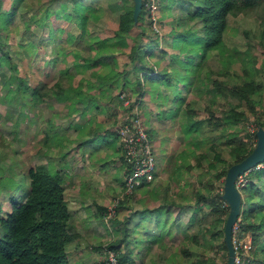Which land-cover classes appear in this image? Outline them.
I'll list each match as a JSON object with an SVG mask.
<instances>
[{
  "label": "crops",
  "instance_id": "1",
  "mask_svg": "<svg viewBox=\"0 0 264 264\" xmlns=\"http://www.w3.org/2000/svg\"><path fill=\"white\" fill-rule=\"evenodd\" d=\"M158 47L177 51L172 48V40L163 37ZM193 57L194 63L200 61ZM88 58L82 53L61 57L66 71L55 74L52 81H60L63 74L67 82L62 86H73L69 95L58 91L35 101L32 92L28 93L24 110L20 111L25 134L22 175L37 163L49 165L62 177L64 200L78 232L66 246L71 264H81L79 258L75 261L71 256L88 252L89 241H96L94 245L99 247L114 243L116 251L135 256L134 264H142L148 254H152L151 264L159 263L156 258L161 257H165L166 264H183L182 249L190 251L194 243L193 229L187 228L193 213L201 207V216L210 208L205 202L197 205L196 192L205 191L211 179L216 190L222 187L223 177L220 181L212 178L225 165L216 154L231 160L230 148L224 144L230 128L213 124L224 107L237 102L220 91L213 97L216 87L212 80L227 78L222 74L223 67L220 71L210 67L213 72L207 75L210 71L206 62L193 71L169 55L151 57L156 65L147 75L165 69L171 81L147 80L140 95L128 83L123 85L122 77L116 76V71L112 73L108 65L91 64ZM50 60L46 58L44 63H52ZM69 67L73 71H67ZM127 75L135 79L133 71ZM53 82L45 83L50 87ZM120 94L138 102L158 165L157 179L144 182L129 194H123L128 163L117 134L127 114ZM244 109L249 117L250 110ZM8 192L3 194L4 199ZM116 198V214L107 218L108 206ZM179 235L185 242L173 245L174 237Z\"/></svg>",
  "mask_w": 264,
  "mask_h": 264
},
{
  "label": "trees",
  "instance_id": "2",
  "mask_svg": "<svg viewBox=\"0 0 264 264\" xmlns=\"http://www.w3.org/2000/svg\"><path fill=\"white\" fill-rule=\"evenodd\" d=\"M6 1L0 0V68L5 65L14 80L12 79V83L8 84V90L2 96L3 102L5 100L11 103L15 98L21 97L25 101L30 91L35 101L37 98L40 99L58 91L69 95L72 85L66 88L60 81L50 87L43 81L31 84L28 77L23 74L22 68L6 47L9 43L6 42L3 32L8 29V22L16 12L14 5L8 9L4 8ZM70 1L71 12L65 10L66 0L61 2L60 11H55L48 3L36 19L37 23L50 24L55 21H64L63 23L72 24L76 22L81 29V34L76 36L71 32L67 41L72 42L76 39L84 41L88 51L81 53L90 57L87 60L91 64L108 65L112 73L116 71V76L122 77L123 85L128 83V86L140 95L143 92V84L147 80L159 79L169 83L171 81L167 78L165 69L160 70V73L147 75L156 65L151 62V57L169 55L180 66L191 67L193 71H197L199 70L197 68L206 62L214 50L218 52L223 67L222 74L227 78L223 81L212 80V85L216 87L212 90L213 97L220 91L223 92L224 97L232 96L237 102L224 107L222 116L216 117V122L213 124L226 129L230 128L224 144L230 148L231 160H223L216 154L217 160L224 161L225 165L212 178L219 180L223 177L222 187L216 190L213 186L214 179H211L207 182L205 191L196 192L197 205L205 202L210 208L200 216L199 212L203 211L199 207L193 213L191 225L187 228L192 227L191 240L197 243L201 240L202 248L191 264H228L229 255L224 227L230 213V205L222 198L224 182L229 168L247 158L255 149L254 141L257 142L254 140L257 134H252L248 130L250 119L244 108L247 107L256 116L260 126L264 127V97L262 96L264 80L259 77L260 73L264 72V0H203L195 9L188 11L178 22L170 26L172 39L167 38L166 34L161 35L154 28V20L147 8V0H142L137 10H135L134 0H117L109 4L111 9L119 12L113 37H95L89 30V22L99 13L92 5L86 4L85 0ZM163 1L165 0H156V3L159 5ZM175 2L176 0H173V3ZM239 14L253 15L259 19L256 31L243 29L247 38V48L240 59L224 40V33L228 28V16ZM136 28L137 32L132 33L131 30ZM59 29L57 27V31ZM161 37L172 40V48L177 51H167L165 48L158 47ZM127 39L132 41L128 48L121 50L115 48L117 46L115 40L126 44ZM252 39H257L258 42L255 44ZM30 40L37 43L47 41V38L40 37L38 41L32 38ZM254 47H259L262 54H255ZM122 53L125 54V58L121 57ZM193 55L200 58L198 63H194ZM237 61L241 63L240 71L232 67V64ZM206 65L210 71L206 73L210 75L213 70H210L211 66L207 62ZM130 70L135 75L134 80L127 77ZM213 103L214 100L211 99V104ZM126 110L128 112L129 108L126 107ZM234 124L235 127L232 126ZM261 163L262 166H255L247 171V182L239 189L242 194L238 217L239 227L235 234L233 233V239L235 237L242 240L249 234L251 247L248 251L241 246L235 248V253L237 252L239 256L237 264H264V160ZM127 165V174H130L132 167ZM25 175L29 179V185L24 199L15 196V189L9 191L10 209L5 214L0 212V264H71L66 246L78 236V232L70 220L68 206L64 200L62 177L49 165L37 163H34ZM3 188L8 187L4 184ZM107 247L116 252L120 264H134L135 256L131 255V252L116 251L114 243ZM212 251L218 261L210 256ZM182 253V261L183 258L191 255L186 247L182 249Z\"/></svg>",
  "mask_w": 264,
  "mask_h": 264
},
{
  "label": "rangeland",
  "instance_id": "3",
  "mask_svg": "<svg viewBox=\"0 0 264 264\" xmlns=\"http://www.w3.org/2000/svg\"><path fill=\"white\" fill-rule=\"evenodd\" d=\"M65 0H7L5 2L4 8L8 9L12 5L15 7V14L12 16L11 21L8 22V29L4 31V36L6 38L7 49L11 53L13 59L18 62L20 68L24 75L30 78L31 82L35 84L37 81H45L46 83L53 82V77L59 76V72L66 71L64 69V61L61 57L64 55L70 58L73 54L80 55L77 51L86 53L88 49L85 47L86 44L82 40H74L68 42L69 33H74L76 36H80L81 29L76 22L72 24L63 23L64 21H55L54 23H37L36 19L41 15L42 11L48 3L52 6L51 8L55 11H60V4ZM117 0H85L86 4L92 5L95 8L97 14L96 17H92L89 22V30L94 34V36H112L113 30L117 27L118 14L113 8L109 7L110 3H115ZM186 1V2H185ZM180 0L177 3H173V0H165L160 2L158 9L155 12L156 17V28L162 34H166L167 38H171L170 26L175 22L180 20L181 16L186 15L190 10L195 9L203 0ZM175 4V5H174ZM173 7V11H172ZM66 11H72V3L70 0H66ZM174 14V15H173ZM259 25V19L256 16H246L244 14H239L237 16H228V28L224 33V39L226 45L234 49L233 52L236 54L237 58H241V54L247 48V38L243 33V29H253L257 30ZM59 27V31H57ZM176 30V29H175ZM132 33L137 32V28L131 30ZM50 35V36H49ZM49 36V37H48ZM40 37L47 38V41H38ZM111 37V38H112ZM38 41L37 43L32 42L30 39ZM113 41V39H110ZM117 42L116 49L121 50L128 48L132 43L130 39H127V43L124 44L120 40H115ZM256 44L257 39H252ZM5 42V43H6ZM74 49V50H73ZM73 50V51H72ZM126 51V50H125ZM255 54L261 55V49L259 47H254ZM209 62H207L212 68L218 70L221 69V63L219 54L216 50L211 54ZM122 58H125V54H121ZM46 58H58L52 63L46 64L44 60ZM206 64V63H205ZM241 63L239 61L232 64L234 68L240 71ZM67 71L73 69L66 68ZM61 82H64L66 78L64 75L60 74ZM259 77L264 80V72H261ZM14 77L10 74L8 68L4 65L0 68V207L2 213H6L11 206L9 195L7 199H4L3 194L9 189L13 191L15 189V196L24 197L27 194L29 179L22 175V171L25 168L20 166L23 161L24 154V123L21 117V112L24 110V99L21 97L15 98L13 102L8 103L3 99L2 96L8 90V84L12 83ZM54 83V82H53ZM264 97V89L263 94ZM251 113V112H250ZM20 119L22 121H20ZM250 123L257 124L259 128V121L255 115L251 113L249 116ZM19 120V122H15ZM4 184L8 188H3ZM18 185V186H17ZM228 202V203H227ZM229 205V201L227 200ZM249 235V234H248ZM250 236V235H249ZM182 236L179 235L174 237L172 244L179 245L182 240ZM85 242V241H84ZM189 242V241H188ZM89 244L91 245L89 247ZM96 241H89L86 243L88 252H85L82 256H71L72 260L79 258L81 264H108L106 261L105 249L108 243H104L102 246H96ZM96 246V249L94 247ZM98 248V249H97ZM191 255L185 257L183 264H191L190 262L196 257V252L201 250V245L197 242L191 243ZM167 254L170 253V248L166 251ZM152 255V254H151ZM151 255L148 254L145 257L142 264H151ZM210 256H213L216 261L217 256L214 251L210 252ZM76 261V260H75ZM159 263L156 264H166V259L156 258ZM224 261V260H223ZM222 263V261L220 260ZM176 263V262H175Z\"/></svg>",
  "mask_w": 264,
  "mask_h": 264
},
{
  "label": "built area",
  "instance_id": "4",
  "mask_svg": "<svg viewBox=\"0 0 264 264\" xmlns=\"http://www.w3.org/2000/svg\"><path fill=\"white\" fill-rule=\"evenodd\" d=\"M147 8L150 11L151 17L154 20V28H156L155 12L157 10L156 0H147ZM122 104L129 108V111L124 116L123 121L117 128V134L122 144V148L125 155V160L132 167V172L126 176L123 194L133 193L135 189L142 185L144 182H153L157 179L158 165L156 161V155L153 150L151 141L149 139L146 128L141 120L137 101L135 98H129L125 94L119 95ZM259 127L253 123L249 126V131L254 134L257 133ZM257 141V138L254 139ZM257 142L254 141V144ZM247 171L239 174L236 177L235 184L238 189L242 188L247 182ZM226 201V200H225ZM118 198L108 206L106 213L107 218H111L116 214ZM227 202V201H226ZM228 203V202H227ZM239 217V216H238ZM233 224L232 228V241L234 249L241 246L245 251L251 247V236L248 234L242 240L234 237L233 233L237 231L239 227V218ZM105 254L108 264H120L117 259L116 252L114 250L105 249ZM239 262V256L235 253V264Z\"/></svg>",
  "mask_w": 264,
  "mask_h": 264
},
{
  "label": "water",
  "instance_id": "5",
  "mask_svg": "<svg viewBox=\"0 0 264 264\" xmlns=\"http://www.w3.org/2000/svg\"><path fill=\"white\" fill-rule=\"evenodd\" d=\"M134 1L136 3L135 10H137L142 4V0ZM256 134L257 143L253 152L244 160L233 164L229 168L225 179L223 198L226 201L228 200L230 205V213L224 227L229 255L228 264H235V249L232 241V228L234 222L239 216L240 201L242 198L241 191L235 184L236 177L239 174L257 166L264 160V127L259 128Z\"/></svg>",
  "mask_w": 264,
  "mask_h": 264
}]
</instances>
